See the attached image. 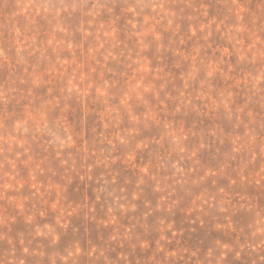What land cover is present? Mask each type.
<instances>
[{"label":"rangeland","instance_id":"rangeland-1","mask_svg":"<svg viewBox=\"0 0 264 264\" xmlns=\"http://www.w3.org/2000/svg\"><path fill=\"white\" fill-rule=\"evenodd\" d=\"M0 264H264V0H0Z\"/></svg>","mask_w":264,"mask_h":264}]
</instances>
